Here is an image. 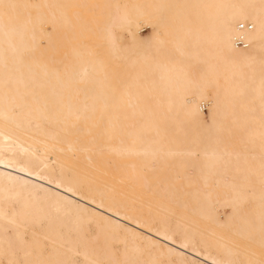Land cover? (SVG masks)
<instances>
[{
	"label": "bare ground",
	"instance_id": "bare-ground-1",
	"mask_svg": "<svg viewBox=\"0 0 264 264\" xmlns=\"http://www.w3.org/2000/svg\"><path fill=\"white\" fill-rule=\"evenodd\" d=\"M28 221L98 264H264V0H0V259L72 263Z\"/></svg>",
	"mask_w": 264,
	"mask_h": 264
},
{
	"label": "rangeland",
	"instance_id": "rangeland-1",
	"mask_svg": "<svg viewBox=\"0 0 264 264\" xmlns=\"http://www.w3.org/2000/svg\"><path fill=\"white\" fill-rule=\"evenodd\" d=\"M150 31V28L147 26H144L140 33L141 35H146ZM126 33L124 34V37L126 38ZM46 53H44L45 55ZM55 55L58 57L63 56L64 53L62 50L55 53ZM202 112L207 114L208 108L207 106H202ZM78 167L85 170L86 168L83 164L78 163ZM47 222H36V221H28L25 222L24 226H20L22 229V238L26 244L33 245L35 241L39 243L41 253L45 258L48 257H55L59 254H69V260H72L71 264H98L96 262H91L90 260H87L80 252L81 250V243L80 240L77 239L78 236L75 232H71L70 238L73 239V246L72 248H68L66 243L58 244L55 242L56 237L53 235L47 234L46 227ZM82 236L80 237L82 239V242H85L89 246H92L95 251L98 252L100 256H103L107 251L112 253L116 258H122V252H123V244L122 242H117L114 240H109L108 243L105 242L103 239L102 231L101 229L96 225V223L92 220L84 221L80 225ZM159 264H169L168 261L162 256L158 257ZM102 264H105L104 261H102ZM174 262V261H173ZM175 263V262H174ZM200 262L198 259H194L191 261V264H199ZM0 264H8V262L4 259H0Z\"/></svg>",
	"mask_w": 264,
	"mask_h": 264
},
{
	"label": "snow or ice",
	"instance_id": "snow-or-ice-1",
	"mask_svg": "<svg viewBox=\"0 0 264 264\" xmlns=\"http://www.w3.org/2000/svg\"><path fill=\"white\" fill-rule=\"evenodd\" d=\"M5 7H7V6H5ZM214 264H215V262H214Z\"/></svg>",
	"mask_w": 264,
	"mask_h": 264
}]
</instances>
